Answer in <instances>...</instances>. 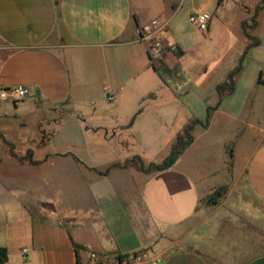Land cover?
<instances>
[{"label":"crops","instance_id":"0c3cea01","mask_svg":"<svg viewBox=\"0 0 264 264\" xmlns=\"http://www.w3.org/2000/svg\"><path fill=\"white\" fill-rule=\"evenodd\" d=\"M226 1L0 0V93L29 90L21 102L0 99V145L11 143L10 133L20 139L23 151L11 143L19 158L9 154L8 161L25 173L0 177L7 264H92V253L103 255L102 264H264L260 22L253 30L260 45L248 51L234 93L222 102L217 87L246 52L244 30L243 47L196 106L171 78L185 54L175 36L182 10L211 13L208 41L212 11ZM154 37L182 56L168 52L154 68ZM194 121V143L173 167L141 171L137 158L161 162ZM215 128H222L221 137L209 145ZM248 141L253 147L239 167L230 149ZM28 155L36 164L23 160ZM240 184L254 198L247 218L216 222L209 199L224 187L226 199Z\"/></svg>","mask_w":264,"mask_h":264},{"label":"rangeland","instance_id":"374dc122","mask_svg":"<svg viewBox=\"0 0 264 264\" xmlns=\"http://www.w3.org/2000/svg\"><path fill=\"white\" fill-rule=\"evenodd\" d=\"M261 0H227L225 4L218 11L214 12V27L215 31L212 35V39L207 41V33H201L189 20L193 9L191 6H186L179 16V30L175 36L178 38L181 46L183 47L185 54L183 57L180 49L175 47H169L168 52L174 54L180 58L181 66L179 70L173 71L171 78L174 83V89L181 91L186 88L189 91L192 105L196 106V101L199 100L201 94L210 91L211 83L219 81L221 77H224V68L227 64H230L233 59L236 58V54L241 50L244 44V34L242 23L247 18H251L249 25H252V19L255 11H248L247 8H255ZM216 4L218 1L215 2ZM198 7V6H197ZM186 11V12H185ZM260 26L256 30L257 36L264 40V11L259 15ZM216 24V26H215ZM164 47V46H163ZM168 52L163 49L162 58L158 61H154V65L159 68L163 66V63L168 57ZM208 61V62H207ZM223 62V63H222ZM206 63H210L208 66L209 71L206 73ZM162 64V65H161ZM172 67V66H171ZM179 71V72H178ZM176 91V90H175ZM6 130V127H5ZM8 130V128H7ZM222 128H215L212 130V138L207 140V143L211 145V141L214 138L221 137ZM9 142L16 145V151H23V145L19 142L20 139L14 137L13 133ZM211 143V144H210ZM204 145L208 147L209 145ZM214 144V143H213ZM253 147V144L248 141L247 144L235 145L230 150L236 151L235 157L232 159V163H236L239 167L243 166L246 156L249 154ZM9 146L7 144L0 145V159L4 162V165L0 168V177L4 174H12L19 177L24 176L22 170L14 168L12 162L8 161ZM10 156V155H9ZM17 161V160H16ZM20 162V160H18ZM21 163V162H20ZM139 164V163H138ZM226 188L222 190L221 196H211L210 199H215V202L209 206V214L214 218L221 220L228 215L239 216V218H247L246 211L251 209L254 203V198L244 190L242 184L231 193L226 199L223 198L226 194ZM209 199V201H210ZM208 201V202H209ZM47 208H52L47 205ZM213 212V214H212ZM216 223L213 225L215 227ZM105 259L102 260V262Z\"/></svg>","mask_w":264,"mask_h":264},{"label":"trees","instance_id":"16d2710c","mask_svg":"<svg viewBox=\"0 0 264 264\" xmlns=\"http://www.w3.org/2000/svg\"><path fill=\"white\" fill-rule=\"evenodd\" d=\"M263 10H264V0H262L260 5L256 7L255 14H254V17L252 19L253 24L249 25L246 22L243 24V29H244L246 38L248 40L247 49H246V52H245L243 58L241 59L239 65L229 74L228 79L224 83L220 84L217 87V92L219 94L221 102L224 100V98L227 95L234 93L235 86H236V78L241 73V71L243 69L244 59H245L246 55L248 54V51L251 50L252 48L260 45V40L253 35V30L258 27L259 15ZM181 54H182V52H181ZM153 66H154V68L156 67L154 65V63H153ZM259 81L262 82V73L260 74ZM211 110L212 109L210 108L208 111V116H207L206 121L204 123H202V125L204 127H207L209 125L210 117H211ZM198 122L199 121H194L191 124H189L187 127H185L183 132L177 136L176 141H175L174 145L172 146L169 154L161 162L146 163L142 159L137 158L141 171L146 173V174H152V173L162 172V171H165V170L173 167L175 165V163L177 162L178 158L194 143L193 131H194L196 124H198ZM6 143L9 146L10 155L12 157L18 159L19 156L14 152L15 146L11 143H8L7 141H6ZM23 160L29 161L32 164H36V162L32 160L31 155H28L27 157L23 158ZM133 160H136V158ZM130 162H132V161H127V163L125 164V167H127ZM0 163H1V159H0ZM222 190H224V188L217 190L213 194V196H216V197L221 196ZM75 248H76V251L78 253L82 247L75 244ZM101 256H103V255H101ZM119 258L122 262L125 257L121 256ZM8 261H9L8 250L4 247H0V264H7ZM78 264H81L80 260H79Z\"/></svg>","mask_w":264,"mask_h":264},{"label":"built area","instance_id":"2783aa9c","mask_svg":"<svg viewBox=\"0 0 264 264\" xmlns=\"http://www.w3.org/2000/svg\"><path fill=\"white\" fill-rule=\"evenodd\" d=\"M189 20L201 33H208L210 28V23L212 21V15L207 11H198L193 13L190 16ZM159 26L160 24L158 21L152 22L153 28H158ZM152 40L153 41L149 49V55L154 63V61H158L162 58L164 47H163V42L158 38L154 37ZM27 97H29V90L24 86H17L10 89H4L0 93V99L11 100L12 102L15 103L24 101ZM107 98L110 101H113L115 97L113 95H110L109 93V95H107ZM24 252L27 253V250H25ZM103 259L104 257L99 254L96 253L91 254L92 264H102Z\"/></svg>","mask_w":264,"mask_h":264},{"label":"water","instance_id":"95a60500","mask_svg":"<svg viewBox=\"0 0 264 264\" xmlns=\"http://www.w3.org/2000/svg\"><path fill=\"white\" fill-rule=\"evenodd\" d=\"M215 202V199H211L207 204L208 205H211L212 203H214Z\"/></svg>","mask_w":264,"mask_h":264}]
</instances>
